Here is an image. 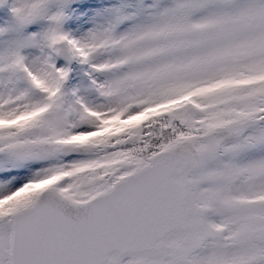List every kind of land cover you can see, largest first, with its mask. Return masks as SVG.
<instances>
[{
    "label": "snow or ice",
    "instance_id": "obj_1",
    "mask_svg": "<svg viewBox=\"0 0 264 264\" xmlns=\"http://www.w3.org/2000/svg\"><path fill=\"white\" fill-rule=\"evenodd\" d=\"M0 264H264V0H0Z\"/></svg>",
    "mask_w": 264,
    "mask_h": 264
}]
</instances>
